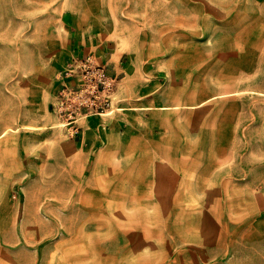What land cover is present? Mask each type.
Instances as JSON below:
<instances>
[{
    "label": "rangeland",
    "instance_id": "1",
    "mask_svg": "<svg viewBox=\"0 0 264 264\" xmlns=\"http://www.w3.org/2000/svg\"><path fill=\"white\" fill-rule=\"evenodd\" d=\"M86 5L93 31L131 33L120 65L134 67L138 89L118 88L121 73L106 65L117 76L110 106L79 123L95 118L101 133L130 136L129 146L148 149L152 136V149L178 152L93 153L90 162L109 169L76 176L83 183L102 174L104 183L78 185L72 202L55 208L38 200V185L27 187L30 198L25 186H0V206L18 217L14 229H0V264H264V0H0L7 120L24 115L35 88L56 84L55 102L69 61L67 15ZM85 55L104 64L94 50L71 59ZM150 94L155 108L123 103ZM52 104V129L68 136Z\"/></svg>",
    "mask_w": 264,
    "mask_h": 264
},
{
    "label": "crops",
    "instance_id": "2",
    "mask_svg": "<svg viewBox=\"0 0 264 264\" xmlns=\"http://www.w3.org/2000/svg\"><path fill=\"white\" fill-rule=\"evenodd\" d=\"M73 10L76 9H72V12L67 15L68 25L72 26L66 50L68 59L71 60L72 57L81 56L94 50L98 59L108 65L111 73H121V77L118 80V88L133 82V88L138 89L134 79L131 77L134 67H129L126 64L120 65L121 58L128 46L127 42L133 41L130 37L132 36L131 33L115 31L114 29L95 32L93 27L91 28L90 24L87 23V20L83 21L91 14V8L87 5L83 6L77 9V11H81L77 15ZM76 16L81 17V20H76L78 18ZM122 41L127 43V45L122 46ZM93 43H96V45ZM81 44L84 46L81 47ZM98 47L99 49H95ZM56 88V84H53V86L49 85L45 88H35L36 91L33 94L29 92L30 97L27 98L26 109L22 117L17 116L7 120L5 114H0V186L17 185L27 188L31 185H38L40 187L38 200L43 202L45 208H55L54 206H60V203L64 201L72 202V195L77 192L78 185L93 187L104 183L102 174L101 177L88 179L83 183L76 176V170L79 171L80 175H83L84 171L89 168L96 171L109 169L108 164L97 161L90 162V155L93 153H142L147 150L154 153L178 152L177 150L158 151L156 148L152 149V136H150L148 149H141L146 148L144 146H129L126 138L130 136L126 137L119 129H116V133L112 131L101 133L99 120H95V118H89L86 123L82 120L81 124L79 123L81 129L75 137L69 135V132L68 136L70 137L65 136L59 130H53L52 128L55 126L56 121H59V118L50 111V106L54 102ZM145 100L148 102H144ZM145 100L136 102L128 99L123 103L127 105L138 103V107H149L150 109L157 107L154 103L156 99L151 94ZM184 100L186 102L188 99L180 98V102ZM205 101L206 99L203 97L202 103ZM174 105L183 106L185 103ZM131 107L136 108L134 105H131ZM166 107H169V105H166ZM148 115V121L151 122L153 111L150 110ZM10 128L12 131L9 130ZM109 137H116L120 144L117 147L103 145L104 139ZM132 137L140 139L146 138L148 135L145 132L143 134L134 133ZM103 150L105 151L103 152ZM34 171L36 172L33 173ZM120 182L121 179L117 178L113 184H119ZM88 187L84 191H90L91 188ZM27 190L25 193L27 198L28 196L30 198L31 191L28 188ZM94 192L98 193V190ZM81 201L84 202V200ZM3 204L0 206V208L4 209L0 210V229H14L15 224L18 223V217L12 212V207L9 203L4 202ZM100 206L101 209H105L104 202H100V205L96 208L98 209ZM59 212L60 218L64 217V215H61L62 211ZM36 217L41 219L45 216L37 215ZM23 218L28 219L29 216L26 214ZM68 240L70 241L68 242L69 245L72 246V232ZM69 253L72 254V249ZM101 260L100 264L108 263V261H103L104 257ZM90 263L92 264V262Z\"/></svg>",
    "mask_w": 264,
    "mask_h": 264
},
{
    "label": "built area",
    "instance_id": "3",
    "mask_svg": "<svg viewBox=\"0 0 264 264\" xmlns=\"http://www.w3.org/2000/svg\"><path fill=\"white\" fill-rule=\"evenodd\" d=\"M74 76L76 83L67 84L65 78ZM115 78L108 75L106 64L95 62L91 55L73 58L66 63L60 75L61 88L52 106L69 135L78 134L80 118L106 113L110 106L108 92Z\"/></svg>",
    "mask_w": 264,
    "mask_h": 264
},
{
    "label": "bare ground",
    "instance_id": "4",
    "mask_svg": "<svg viewBox=\"0 0 264 264\" xmlns=\"http://www.w3.org/2000/svg\"><path fill=\"white\" fill-rule=\"evenodd\" d=\"M177 194V193H176ZM182 194V193H181ZM179 195V194H178ZM177 197V196H176ZM188 256H190V255H188Z\"/></svg>",
    "mask_w": 264,
    "mask_h": 264
}]
</instances>
